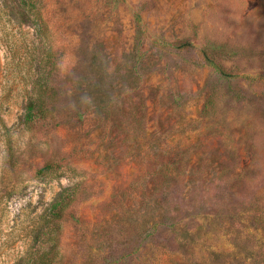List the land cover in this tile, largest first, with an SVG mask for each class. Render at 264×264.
<instances>
[{"label": "rangeland", "instance_id": "rangeland-1", "mask_svg": "<svg viewBox=\"0 0 264 264\" xmlns=\"http://www.w3.org/2000/svg\"><path fill=\"white\" fill-rule=\"evenodd\" d=\"M35 4L42 26L17 13L28 6L0 0V107L13 133L10 151L0 125V245L9 241L0 264L21 258L41 205L79 180L89 193L64 224L61 264H264V82L222 76L196 49L157 53L146 39L139 93L127 87L109 116L83 107L76 120L67 93L57 124L21 125L49 44L61 90L71 92L70 73L91 47L117 62L136 54L134 11L148 36L222 46L227 72L264 75V0ZM169 157L184 172L165 182L151 170ZM49 161L57 175L41 179Z\"/></svg>", "mask_w": 264, "mask_h": 264}, {"label": "trees", "instance_id": "trees-1", "mask_svg": "<svg viewBox=\"0 0 264 264\" xmlns=\"http://www.w3.org/2000/svg\"><path fill=\"white\" fill-rule=\"evenodd\" d=\"M18 4L28 6L27 10L17 11L25 22L32 25L35 23L43 25L44 17L39 10L35 9V0H17ZM137 25V44L136 54L126 55L119 62L103 53L97 46L91 47L87 59L79 62V67H75L71 74L70 83L72 91L62 92L60 82L57 80V63L52 60L54 45L49 44L47 53L40 61L36 72L32 76V86L26 92L21 125L30 131L37 124L45 126L57 124V119L64 114L61 108L63 96L69 93L68 99L76 104L73 114L76 120L82 121L84 114L81 108L89 109L99 116H109L113 107L118 103V96L125 92L127 87L134 93H139L142 82L141 73L145 69L147 53L143 50L144 41L149 39L150 48L157 53L171 52L173 50L188 51L196 49L201 59L214 72L225 76L233 77L246 82L249 86L260 87L264 82V75L247 76L239 73L231 74L217 60V55L223 48L219 45H208L197 48L191 42L183 41L180 43L169 42L160 38L148 36L143 19L138 11H134ZM41 31H45L40 27ZM69 74V76H70ZM140 109L143 110V102L140 101ZM213 102L205 104L204 110L210 113ZM0 125L2 134L5 137L9 150L13 149V133L11 128L5 123L1 115ZM56 168V169H54ZM57 165L53 161L47 162L37 173L41 179H46L51 175H57ZM162 181L174 180L184 172L182 161L176 158H168L166 162L158 166L156 170ZM151 196L157 187L153 185ZM88 188L85 181L79 180L67 187L62 188L48 203H43L40 213L33 221L32 228L29 230L28 237L30 244L24 251L21 258L15 264H61L63 260V234L64 224L68 216H73V210L77 204L85 200L88 196ZM155 210V208L153 209ZM0 241L1 232H0ZM9 241L1 242L0 248L7 246Z\"/></svg>", "mask_w": 264, "mask_h": 264}]
</instances>
